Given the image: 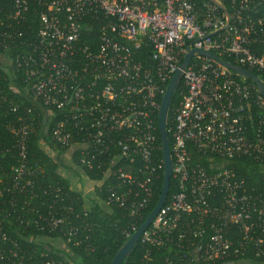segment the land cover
<instances>
[{
	"label": "built area",
	"instance_id": "2783aa9c",
	"mask_svg": "<svg viewBox=\"0 0 264 264\" xmlns=\"http://www.w3.org/2000/svg\"><path fill=\"white\" fill-rule=\"evenodd\" d=\"M34 6L38 29L24 36L20 30ZM12 25L17 30L2 34L1 42L18 46L12 59L2 56L22 75L23 96L48 111L49 124L54 112L62 114L49 131L51 141L65 149L59 159L69 153V166L75 167L72 155L78 152L80 167L102 173L95 191L103 189V209L126 207L134 221L163 175V159L155 156L161 151L158 113L189 51L230 58L264 78V0H229L227 5L225 0H0V27ZM92 31L95 41L85 43ZM142 49L146 65L136 58ZM243 80L198 53L182 71L174 92L179 89V102L166 123L176 189L141 235L142 243L160 246V234L176 230L189 239L209 232L206 246L194 250L189 263L234 264L230 259L251 249L264 264V193L248 192L223 162L207 172L192 163L190 151L264 163V100L253 97ZM10 131L19 149L17 183L31 172L28 127L21 121ZM70 211L61 209L63 215ZM66 225L65 217L51 216L48 226L60 235L35 238L36 248L0 233V264H68L77 230H65ZM135 231L132 224L126 237ZM231 233H236L233 238Z\"/></svg>",
	"mask_w": 264,
	"mask_h": 264
},
{
	"label": "trees",
	"instance_id": "16d2710c",
	"mask_svg": "<svg viewBox=\"0 0 264 264\" xmlns=\"http://www.w3.org/2000/svg\"><path fill=\"white\" fill-rule=\"evenodd\" d=\"M228 1L225 0L226 5ZM36 9L34 6L29 12L30 20L28 21L30 22L20 30L24 36H29L38 29ZM12 26L10 30L0 27V55L6 54L9 59L14 57L18 42H1V35L10 31L15 32L17 28ZM90 34L91 40L85 39V43L95 41L93 39L95 31ZM136 58L143 65L148 64L147 50H140ZM222 59L234 64L230 58L223 57ZM248 72L259 77L264 84V78L258 72L255 70ZM235 78L238 81L243 80L236 76ZM243 81L252 88L253 97H257L258 93L253 83L250 80ZM25 88L21 74L0 67V233H5L9 239L25 247L36 248L40 245L34 243L35 238L40 236L56 238L60 235L61 231L51 230L48 224L51 216L56 218L63 216L68 222L64 229L67 230L73 226L77 230L75 238L77 245H74L73 241L69 246L74 258L68 264H111L116 253L128 241L126 234L130 232V226L134 224L137 230L156 206L163 184V175L161 174L160 179L153 186L150 202L136 221L131 218L126 207H113L110 211H106L95 200L89 202L86 210L82 193L73 191L70 183L58 172L62 162L59 156L64 153L65 149H61L51 141L49 131L54 123L60 120L62 114L59 111L54 112L49 124L48 111L32 104L27 96H23ZM178 91L172 97L169 106L168 124L173 109L179 102ZM19 120L28 127L26 151L31 172L16 183L13 177L19 149L16 138L10 130L11 127L20 125ZM156 135L157 144L161 146L158 131ZM168 140L171 145L169 135ZM190 151L192 163L199 164L207 172H212L211 165L215 162H223L226 168L232 169L237 177L244 181L248 192L264 193V163H255L249 158L223 160L215 156L198 154L192 149ZM52 154L56 156L52 157ZM155 156L161 159V151H158ZM79 159L78 152H75L72 155V161L90 183L102 179V173L98 169L88 171L80 167ZM175 189V181L171 179L168 194L170 195ZM95 195L100 200L105 196L103 189L96 190ZM65 206L70 207L71 211L63 215L61 209ZM235 234L231 233L229 237L233 238ZM181 235L184 237L181 238ZM209 235L210 233L206 232L200 238L189 239L187 233H180L176 230L169 235L160 234L163 239L160 246L142 243L139 240L131 250L125 264H167L168 262L204 264L200 261L189 263V258L194 250L204 249L209 241ZM24 239L32 241L27 243ZM230 261L254 264L261 262L253 256L251 249H248L243 257L232 258ZM216 264H221V261Z\"/></svg>",
	"mask_w": 264,
	"mask_h": 264
},
{
	"label": "water",
	"instance_id": "95a60500",
	"mask_svg": "<svg viewBox=\"0 0 264 264\" xmlns=\"http://www.w3.org/2000/svg\"><path fill=\"white\" fill-rule=\"evenodd\" d=\"M195 53H198V54H201V55H204L210 58L216 64L230 71L232 74H234L235 76L239 78L250 80L253 83L256 89V92L264 100V84L262 80L256 75H253L252 73L248 72L245 69H242L233 64H230L211 53H206L203 51H196V50L189 51V53L185 56L182 64L180 65L179 69L176 71V73L174 74V76L169 82L163 94L161 104H160V110L158 113L157 127H158V131L160 135L161 154H162V159H163V184H162V188H161V192H160L157 204L152 210V212L149 214V216L146 218L145 222L131 235L128 241L119 249L115 257L113 258L111 264H125L126 263L128 257L131 254V250L136 246L141 235L150 226L154 217L156 216L158 211L161 209V207L164 205L167 199V195H168L169 187H170L171 168H172L169 140L166 134V123H167V118H168L169 106H170L173 94L176 91V88L178 87L180 83L182 71L187 68V65L191 57Z\"/></svg>",
	"mask_w": 264,
	"mask_h": 264
},
{
	"label": "rangeland",
	"instance_id": "374dc122",
	"mask_svg": "<svg viewBox=\"0 0 264 264\" xmlns=\"http://www.w3.org/2000/svg\"><path fill=\"white\" fill-rule=\"evenodd\" d=\"M0 67H3L4 70H7V71H9V67H10L9 61L7 59H5L2 55H0ZM62 158L63 159H61V161L66 163L65 164V163L61 162L62 166L60 165V167H62L63 170H64L63 175L69 181H71L73 179L74 182L77 184L78 188H79V185H81L80 188L83 190V191L81 190V193H82V196L84 197V201H85L84 205H85V207L89 206V202L90 201H94L95 200L104 208V206L101 203V201L95 195V189L99 185L97 183H92V182L91 183H87L86 182L87 179L84 176L81 177L82 175L78 171H76L75 167L67 166V164H69V160H68L69 153L64 154V156ZM86 183L88 184L87 186H85ZM77 191H80V189H77ZM56 244L58 246L61 245L59 242H56ZM234 264H254V263H251V262H237V263H234Z\"/></svg>",
	"mask_w": 264,
	"mask_h": 264
},
{
	"label": "crops",
	"instance_id": "0c3cea01",
	"mask_svg": "<svg viewBox=\"0 0 264 264\" xmlns=\"http://www.w3.org/2000/svg\"><path fill=\"white\" fill-rule=\"evenodd\" d=\"M52 157H55L54 156V154H52ZM68 160H69V158H68ZM63 163H65V162H63ZM66 164V163H65ZM61 166H62V163L60 164ZM67 166H69V164H67ZM77 171V170H76ZM58 172L64 177V175H63V173H64V170H63V168L62 167H59V170H58ZM80 174H81V172H79ZM82 175V174H81ZM81 177H83V176H81ZM69 183H70V185H71V187H72V190L73 191H76V192H81V185H79V188L77 187V184L74 182V180L72 179L71 181H69L66 177H64ZM83 179V178H82ZM84 180V179H83ZM86 180V179H85ZM86 182L87 183H90L89 181H87L86 180ZM86 183V185L85 186H87L88 184ZM90 185V184H89ZM83 186V185H82ZM77 189H80V191H77ZM83 191V190H82Z\"/></svg>",
	"mask_w": 264,
	"mask_h": 264
}]
</instances>
